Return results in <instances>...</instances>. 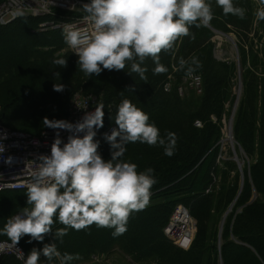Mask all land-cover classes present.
Wrapping results in <instances>:
<instances>
[{
  "label": "trees",
  "instance_id": "trees-1",
  "mask_svg": "<svg viewBox=\"0 0 264 264\" xmlns=\"http://www.w3.org/2000/svg\"><path fill=\"white\" fill-rule=\"evenodd\" d=\"M251 1L234 0L236 6L246 9L245 19L241 20L231 14L224 16L222 9L215 5V0H209L213 7L214 20L218 18L222 21H213L207 28L191 26L190 33L195 35V39L190 36L182 37L176 42L174 52H162L160 63L168 68L167 73L154 75L155 64L148 58L143 65L148 69L147 83L141 81L135 73L129 75L127 71L130 66L121 71L104 70L98 77L86 76L80 71L77 65L78 56L75 55L59 54V57L67 59L66 68L54 65L52 61L59 58L58 50L64 44L63 36L61 31L37 32V25L42 21L40 19H21L0 27L2 125L39 135L49 129L43 127V118L64 119L69 108V99L80 92L92 94L100 100L106 125L115 124L117 106L122 99L127 98L149 115V123H154L160 129L161 135L171 131L178 137L175 154L171 157L164 154L161 146H149L139 142L126 145L127 151L123 159L136 163L138 172L153 168L157 183L151 189L154 194L149 204L143 210L131 214L127 231L123 235L113 237V230L108 229L100 236L102 241L98 242L95 239L96 234L87 236L81 231L73 230L71 234L68 232L63 237L65 240L73 237L70 241L72 243L68 245L56 241L52 233L46 235L43 242L29 243L30 237L24 236L19 245L26 256L33 248L42 249L44 244L56 242L62 254L67 252L80 255L81 258L72 264L95 263L97 254L110 255L116 250L138 264H216L217 255L222 264H264V77L258 78L254 74L264 75V62L252 50L244 49L239 39L236 47L243 92L233 123V134L250 163L248 173L245 172L249 182L243 176L242 190L233 207H245L234 217L231 226L229 223L233 213L227 226L223 227L221 235L224 241L228 237L232 240L220 246V251L214 245L219 212L224 208V200L236 189H221L220 193L201 196L210 184L211 173L216 174L218 170L214 146L220 139V128L212 124L209 117L216 115L220 119L225 105L230 100L233 101L231 94L234 68L213 58L211 30L228 32L227 25L237 31L248 29L253 20ZM261 29L264 31V24ZM193 54L202 64L194 73L201 77L202 91L198 95L189 90L183 97H179L176 92L177 83L173 85L168 77L173 73L174 67L178 68L181 57L187 59ZM258 68H261L260 73ZM184 75L183 71L177 70L175 81L179 83ZM169 80L173 89L170 93H165L163 86ZM54 83L65 85L64 91H54ZM130 86L136 90H129ZM251 101L255 104L254 108L250 106ZM196 120L204 123L203 129L194 128L193 123ZM40 129V133L29 132ZM98 152L105 160L111 158L110 145L106 141L100 142ZM228 165L231 169L235 167L230 162ZM223 175V179L228 177L225 172ZM252 188L257 198L250 203L248 199L252 196ZM198 196L203 198L193 201ZM26 200V191L0 193V201L12 203L10 208L0 212V228H3L15 209L23 208ZM181 203L189 205L190 213L197 221L196 238L188 253L170 245L162 234L171 211ZM139 223H143L150 230L140 233L138 227L142 225L139 226ZM60 227L64 226L56 222L53 231ZM77 237L86 240L78 241ZM0 241L8 240L0 235ZM101 262L99 260L96 263L102 264ZM39 263L48 264L43 256ZM0 264L21 263L14 256L8 255L0 258ZM53 264H59V261L54 260Z\"/></svg>",
  "mask_w": 264,
  "mask_h": 264
},
{
  "label": "clouds",
  "instance_id": "clouds-1",
  "mask_svg": "<svg viewBox=\"0 0 264 264\" xmlns=\"http://www.w3.org/2000/svg\"><path fill=\"white\" fill-rule=\"evenodd\" d=\"M215 5L224 16L231 14L245 19L246 9L236 6L234 0H215ZM80 7L92 30L66 25L62 31L65 44L78 56L80 71L98 77L104 70L121 71L130 66L128 74L135 73L146 83L148 69L143 65L148 58L155 64L154 75L167 73L168 68L160 63V54L174 52L182 37L195 39L190 33L191 26L207 28L214 19L209 0H90ZM254 17L256 22L264 21V0H258ZM52 63L67 67L66 58H55ZM201 67L199 58L193 54L187 59L181 57L177 70L192 77ZM64 89L62 83L53 84L56 92ZM128 89L136 90L133 86ZM104 115L103 105H98L94 111H85L75 123L43 118V127L55 130L50 154L36 156L26 185L27 206L7 218L0 228V235L11 242H0V253L17 248L24 236L30 237L29 243L43 242L52 233L62 243L69 229L81 231L92 225L112 229V236L118 237L127 231L131 214L149 204L151 189L157 183L154 169L138 172L136 163L123 159L126 145L139 142L161 146L164 154L171 157L178 137L171 131L161 135L160 129L149 123V115L124 98L114 119L118 127L110 134L104 133L111 150V158L105 160L98 152L100 141L95 139L104 126ZM61 130L69 133L67 142L61 138ZM5 139L7 134H0V159L11 166L14 158L3 157ZM56 222L64 227L53 231ZM41 256L48 264L54 260L72 264L81 258L79 254H62L56 242L46 243L42 249L33 248L26 257L18 250V259L24 264H39Z\"/></svg>",
  "mask_w": 264,
  "mask_h": 264
},
{
  "label": "built area",
  "instance_id": "built-area-1",
  "mask_svg": "<svg viewBox=\"0 0 264 264\" xmlns=\"http://www.w3.org/2000/svg\"><path fill=\"white\" fill-rule=\"evenodd\" d=\"M90 1L84 0H3L0 2V27L7 26L21 19H40L37 25V32L50 33L63 31L66 25H73L81 30L91 29V24L84 20L86 13L80 7L83 3ZM22 13V14H21ZM67 50L72 54L74 50L66 44ZM182 85L176 86L179 97H183L186 90H193L196 94H201L202 83L200 77H184ZM172 84L169 80L164 86L165 93H170ZM100 105V100L92 94L75 93L71 97L68 109V121L75 123L85 113L94 111ZM104 115V126L97 131L95 137L100 142L105 141L104 133H109L116 127L115 124L106 125ZM197 127L198 124H195ZM6 133L7 139L3 141L6 151L3 157L12 156L14 158L11 166L5 164L0 159V193L2 192H22L26 191V185L31 177L29 172L35 166V158L39 154H50L51 144L55 137V130L46 129L39 135H31L26 132L10 129L0 123V134ZM67 131L61 130V138L67 142ZM38 142V144L36 143ZM152 196V195H151ZM18 213V212H17ZM15 213V214H17ZM14 214V215H15ZM193 221L186 208L178 206L175 208L167 225L163 229L164 236L181 250H188L193 242ZM11 243L10 241H0ZM17 248H12L0 253L3 256L12 255L21 264L24 261L18 259V250L24 254L22 247L18 244ZM26 257V254H25ZM94 259H97L96 257ZM41 264V263H39Z\"/></svg>",
  "mask_w": 264,
  "mask_h": 264
},
{
  "label": "rangeland",
  "instance_id": "rangeland-1",
  "mask_svg": "<svg viewBox=\"0 0 264 264\" xmlns=\"http://www.w3.org/2000/svg\"><path fill=\"white\" fill-rule=\"evenodd\" d=\"M84 1H88V0H84ZM251 3H252L253 20H252V24L250 25V27H248V29L240 28V29H244V30L237 31L236 28H234L230 25H227L228 32H224V31H222V32H223V34L226 33L225 35H228L231 37L232 41L235 42L234 43L235 47H236V43L238 42V39H239L240 42L242 43V46L244 49H246L248 51L252 50L253 51L252 53L256 54L258 59L260 61L264 62V31H262V29H261V25L264 24V21H259V22L255 21L254 12L258 6V0H252ZM213 21H219L220 22L222 20L216 18V20L213 19L211 22H213ZM214 31L217 32L218 34L212 31L213 32L212 41L214 43L213 58L219 63H225L228 65H232L234 68V78L232 80V94H231V99L233 101L231 102V100H230L225 105V110L221 114L220 119H218V117L216 115H212L209 117V120L211 121V123L218 125L220 128V139L218 140V142L214 146L215 153H217L216 154V166L218 167V170H217L216 174L211 173L210 184L208 185V187L206 188L204 193L201 195L203 197H208L212 194L214 195V194H217L218 192L220 193L221 189L225 190V191H229L233 187H235L234 189H236V191L232 192V194H230V196L228 195L229 198H227V200H224L225 201L224 202V208L222 211L219 212V216H218L219 221H218V224L216 226V237H215V242H214L215 248L218 251L219 226H220L221 221L222 220L225 221V224L223 223L224 224L223 227H225V225L228 224L229 217L233 213L232 219L229 223V225L231 226V224L234 220V217L237 214L241 213L243 208L245 207L243 205H237V206L233 207V205L235 203L234 200L239 195L241 183H242V178H243V176H244V178L246 177L245 172L248 173V168H249L250 163H249L248 158L245 155L243 149L235 141L234 134H233V123H234V119H235L236 112L238 110L240 101L242 99V93H241V96H240V99H239V102H238V105L236 108L234 118L232 120V136L231 137L233 138V141H232L233 143H230L227 140V131H228L229 125H231L229 120H230L232 110H233V107H234V104L236 101V96L239 95L238 94V66H237L238 64H237L236 54H235V51L233 49L231 42L226 40V38L224 39V37H221V36H223L221 34V32L216 31V30H214ZM219 34H220V36H219ZM236 50H237V54H238L237 47H236ZM58 54H60V55H62V54L72 55L67 50L65 42L63 44V47H61L58 50ZM238 60H239V58H238ZM239 65H240V62H239ZM260 70H261V68H258L257 71L260 73ZM176 72H177V68L174 67L173 73L170 74L171 76H169L168 78L172 81L173 85H175V83H177V85H182V83H183L182 79L185 77V75L181 77V79L178 83L177 81H175V73ZM254 74L258 78L264 77V75L257 74L255 72H254ZM194 75H197V74H194ZM197 76L200 77L199 75H197ZM240 78H241V76H240ZM200 79H201V77H200ZM240 82L242 83V80ZM201 83H202V80H201ZM188 92H189V90H186L185 94ZM70 101H71V98L69 99L68 105L70 104ZM250 106H252L254 108L255 104H253L251 101ZM256 107L257 108L259 107V102L256 103ZM0 108H1V106H0ZM64 119L65 120L68 119V110H67L66 117ZM195 124H198V126L196 127ZM193 126L196 129H203L204 123L200 120H196V121H194ZM41 131H42V129H40V130H29V132H33V133H38V132L40 133ZM232 138H230V139L232 140ZM235 155L237 157V160H239L238 164L240 166V170L238 168V164L236 163V161L234 159ZM229 162L234 164L235 167L231 169L230 165H228ZM242 170H243V173H242V178H241L240 172H242ZM223 172H225V174H227V176H228V177L225 176V179H223V176H224ZM247 182H249L248 178H247ZM151 192H152V197H153L154 192L153 191H151ZM203 197L199 198V196H198L193 201L201 200ZM256 198H257L256 193L252 188V196L250 199H248V201H250V203H251V202L255 201ZM226 201H228V202H226ZM245 201H247V200H245ZM11 206H12V203L10 201H0V212L7 210ZM25 206H27V205L24 204L23 207H25ZM178 206H182V207L186 208V210L189 212L191 219L193 221V226L191 227V230H193L192 245L188 250H182V252L188 253L192 249V247L194 245L195 238H196L197 221L194 218V216L190 213L189 205L181 203V204H178L174 207V209L171 211L170 215L168 216L166 223H168V221H169L171 215L173 214L175 208ZM20 208H22V207H20ZM20 208L15 209V211L12 213V215L17 213L20 210ZM229 209H230V212L231 211L232 212L228 213L224 217L225 213ZM12 215H10V216H12ZM140 225H142V226H140ZM166 225L167 224H165V226ZM139 226L140 227H138V229L140 230V233H146V231L150 230L149 228L144 227L143 223L142 224L139 223ZM107 230H108L107 228H97L95 225H92L90 228L81 230V232L85 233L87 236H92L93 234H96L97 238H95V239L99 242V241H102L100 236H102V233H104V232L106 233ZM72 231H73L72 229H69L70 234ZM162 234L164 236L163 230H162ZM3 237L6 240H8L7 236L3 235ZM72 239H73V237H69L66 240L63 238L62 243L68 245V243H72V242H70ZM77 240L78 241H85L86 238L77 237ZM166 240L168 243L170 242L169 243L170 245H172L176 248V246L170 240H168L167 238H166ZM231 240H232V238L228 237L224 241V239L222 238V235H221V246L225 242L231 241ZM97 255H98L97 256L98 258L95 259V261H94L95 263L84 262L83 264H97L96 262H98L99 260L102 261L101 262L102 264H138L134 260H132L130 257L124 255L122 252H118L117 250L115 252L111 253L110 255L109 254H97ZM139 264H156V263L151 262V263H139ZM216 264H220L219 255H217Z\"/></svg>",
  "mask_w": 264,
  "mask_h": 264
},
{
  "label": "water",
  "instance_id": "water-1",
  "mask_svg": "<svg viewBox=\"0 0 264 264\" xmlns=\"http://www.w3.org/2000/svg\"><path fill=\"white\" fill-rule=\"evenodd\" d=\"M212 31L213 32H215L213 29H212ZM215 33H217V32H215ZM223 36H221V37H224V39L226 38V40H228L229 42H231V44L233 45V49H234V51H235V54H236V58H237V66H238V94L239 95H237L236 96V101H235V104H234V107H233V110H232V114H231V117H230V120H229V122H230V124L232 125V120H233V118H234V115H235V112H236V108H237V105H238V102H239V99H240V96H241V92H242V84H241V79H240V76H241V68H240V65H239V60H238V54H237V50H236V47H235V45H234V43H233V41H232V39H231V37L230 36H228V35H225V34H223V33H221ZM220 36V35H219ZM231 133H232V128H231ZM235 159L237 160V157H236V155H235ZM238 168H239V166H238ZM239 170H240V168H239ZM240 175H241V177H242V172H240ZM241 190H242V185H241ZM241 190H240V192H241ZM240 192H239V194H240ZM229 211L230 210H228L226 213H225V215H224V217L229 213ZM222 229H223V221H221V223H220V226H219V240H218V250H220V246H221V234H222ZM220 264H222V262L220 261Z\"/></svg>",
  "mask_w": 264,
  "mask_h": 264
},
{
  "label": "bare ground",
  "instance_id": "bare-ground-1",
  "mask_svg": "<svg viewBox=\"0 0 264 264\" xmlns=\"http://www.w3.org/2000/svg\"><path fill=\"white\" fill-rule=\"evenodd\" d=\"M218 34V33H217ZM220 35V34H219ZM233 43H235V42H233ZM233 46V45H232ZM231 128H232V125H229V128H228V131H227V140L230 142V143H233L232 141H233V138L231 137L232 136V133H231ZM230 136V137H229ZM230 138H232V140L230 139ZM234 159H235V157H234ZM235 161H236V163L238 164V161L239 160H236L235 159ZM238 166H239V164H238ZM239 168H240V166H239ZM242 178V177H241ZM241 185L243 186V178H242V183H241ZM240 190H241V188H240ZM238 197V196H237ZM237 200V198L234 200V202ZM230 210V209H229ZM230 212V211H229ZM223 221V220H222ZM223 223H224V221H223Z\"/></svg>",
  "mask_w": 264,
  "mask_h": 264
}]
</instances>
